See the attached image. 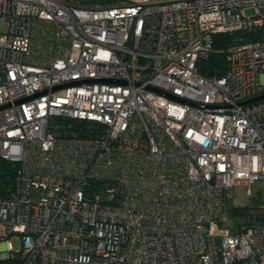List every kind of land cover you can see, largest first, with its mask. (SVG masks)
I'll use <instances>...</instances> for the list:
<instances>
[{"label":"built area","instance_id":"1","mask_svg":"<svg viewBox=\"0 0 264 264\" xmlns=\"http://www.w3.org/2000/svg\"><path fill=\"white\" fill-rule=\"evenodd\" d=\"M253 30L264 0H0V264H264V203H230L264 182V35L199 66Z\"/></svg>","mask_w":264,"mask_h":264},{"label":"trees","instance_id":"2","mask_svg":"<svg viewBox=\"0 0 264 264\" xmlns=\"http://www.w3.org/2000/svg\"><path fill=\"white\" fill-rule=\"evenodd\" d=\"M121 0H91L93 3H99L102 5L106 4H114ZM89 2L90 1H86ZM264 35V30H253L249 32H241V31H234V32H227V33H219L215 37L214 48L207 60L202 61L200 66V71L204 75L208 76H221L227 70V62H226V55L229 48L239 42H249L254 41L261 36ZM16 170V166L12 163L6 162L5 160L0 158V190L3 192H8L6 188L8 185L7 183L13 177ZM7 177L5 181L4 178ZM5 183H4V182ZM252 203L249 206L245 207H235L232 206V211L234 214H240L242 210L250 211V214H259L261 213L260 208L264 203V197L262 195H258L256 198L251 196ZM23 258L17 257L13 260L14 264H18L22 261ZM6 262V261H5Z\"/></svg>","mask_w":264,"mask_h":264},{"label":"rangeland","instance_id":"3","mask_svg":"<svg viewBox=\"0 0 264 264\" xmlns=\"http://www.w3.org/2000/svg\"><path fill=\"white\" fill-rule=\"evenodd\" d=\"M83 2L86 1H90V4H99V3H93L91 2V0H81ZM254 10L253 9H248L247 10V14L251 15L253 14ZM253 190V195L254 198H256L258 195H262V197H264V182H259L256 185H254L252 187ZM231 205L235 206V207H245V206H249L252 203L251 197L249 195H247L246 192V187H241L237 190L235 197L233 198V200H231ZM14 245L16 249H20L21 248V244L19 243V241L17 239L14 240ZM4 249L3 245L0 244V251H2Z\"/></svg>","mask_w":264,"mask_h":264},{"label":"water","instance_id":"4","mask_svg":"<svg viewBox=\"0 0 264 264\" xmlns=\"http://www.w3.org/2000/svg\"><path fill=\"white\" fill-rule=\"evenodd\" d=\"M264 97V95H262V96H260V97H257V98H254V99H252V100H250V101H254V100H257V99H261V98H263Z\"/></svg>","mask_w":264,"mask_h":264}]
</instances>
